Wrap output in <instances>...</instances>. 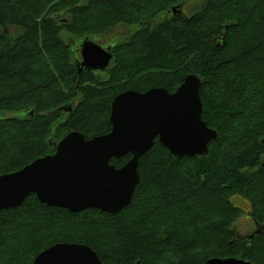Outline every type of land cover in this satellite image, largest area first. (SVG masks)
I'll list each match as a JSON object with an SVG mask.
<instances>
[{"label": "trees", "instance_id": "1", "mask_svg": "<svg viewBox=\"0 0 264 264\" xmlns=\"http://www.w3.org/2000/svg\"><path fill=\"white\" fill-rule=\"evenodd\" d=\"M186 1L0 0V176L55 153L52 135L108 134L119 94L174 92L189 74L202 80V119L218 133L206 157L176 158L156 140L131 204L115 215L73 214L35 195L0 213V264H33L58 243L88 245L104 264H264V231L232 242L242 210L231 201H250L264 222V0H200L190 15H169ZM119 24L140 28L118 38L105 72L79 74L62 33L78 41Z\"/></svg>", "mask_w": 264, "mask_h": 264}, {"label": "water", "instance_id": "2", "mask_svg": "<svg viewBox=\"0 0 264 264\" xmlns=\"http://www.w3.org/2000/svg\"><path fill=\"white\" fill-rule=\"evenodd\" d=\"M180 9V5L173 7V15H181ZM80 53L79 74L105 72L113 60L111 47L104 49L90 38L80 41ZM201 86V78L189 74L174 92L163 87L146 92L128 90L112 101V129L108 134L86 139L81 132L72 131L60 142H53L52 135L49 144L55 153L0 176V213L20 208L31 195L47 206L73 214L88 209L119 213L131 204L141 182L140 158L156 140L176 158L209 154V145L218 133L202 119ZM60 111L72 112V108L62 107ZM126 155L131 158L123 167L110 163L112 158ZM33 264L104 262L88 245L58 243L42 251ZM204 264L255 263L240 258H212Z\"/></svg>", "mask_w": 264, "mask_h": 264}, {"label": "flooded vegetation", "instance_id": "3", "mask_svg": "<svg viewBox=\"0 0 264 264\" xmlns=\"http://www.w3.org/2000/svg\"><path fill=\"white\" fill-rule=\"evenodd\" d=\"M181 15H186V14H182L181 13ZM112 30H110L109 32H111ZM105 35L100 36V40L99 41H96L93 37H91L90 39H92L95 43L99 44L104 49H108L109 47H111L112 48V53H113V49H114L115 45L118 43V42L117 43H113V42H116L119 39L115 38V39H112V40H115V41L106 42L107 39L105 38ZM79 41H81V40H79ZM79 41H78V43L76 45L73 46L74 47V49H73V58H74L76 66L82 60L81 53H80V42ZM108 44L110 46L104 47V45H108ZM90 73L98 74L99 71L90 72ZM100 73H103V72H100ZM236 196H238V195H236ZM236 207H238V206H236ZM238 208L241 209L240 207H238ZM241 210L242 211H241L240 216L237 218V220L234 222V224L232 226V228L234 230V233H235V238H234V240L232 242H234V241H246V240L251 242V240H253L256 236H258L259 234L263 233V231H264V222H260V221H258L256 219L255 214H254V208H253V206H252L250 201H248V208H247L248 211H247V213L243 209H241ZM228 258H240V257H228ZM221 259H225V258H221ZM240 259H242V258H240ZM243 260H246V259H243ZM246 261H249V260H246Z\"/></svg>", "mask_w": 264, "mask_h": 264}, {"label": "rangeland", "instance_id": "4", "mask_svg": "<svg viewBox=\"0 0 264 264\" xmlns=\"http://www.w3.org/2000/svg\"><path fill=\"white\" fill-rule=\"evenodd\" d=\"M182 6L180 11L182 14H186V15H190V12L196 8H198L200 5H202L200 0H187L186 2H183V4H175L172 6H168L167 10L169 15H173L172 9L175 6ZM185 5V6H184ZM167 17V15L164 12H160L158 14V17L153 21V24H157L162 22L165 18ZM13 27H11L9 29V32H15V29H12ZM137 28H140V26L138 24L135 25H131V26H127L124 24H119L117 25L111 32L107 33L105 35V38L107 39L106 42H112L115 40V38H124L126 36H128L132 31L134 32ZM62 37L63 39L68 42L69 44H71V46L73 47L74 45H76L78 43L77 38L70 36L67 32H63L62 33ZM96 41L100 40V36H94L93 37ZM120 41V40H119ZM119 41L113 42V43H117ZM80 42V41H79ZM110 46L108 45H104V47ZM78 48V47H77ZM74 49V47H73ZM50 140V139H49ZM231 201L233 202V204H235L236 206L240 207L241 209H243L246 213H247V208H248V201L245 200L244 198H242L241 196H233L231 198Z\"/></svg>", "mask_w": 264, "mask_h": 264}]
</instances>
